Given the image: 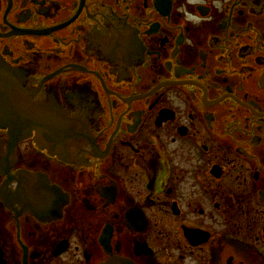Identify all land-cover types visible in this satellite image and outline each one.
<instances>
[{
  "label": "flooded vegetation",
  "instance_id": "obj_1",
  "mask_svg": "<svg viewBox=\"0 0 264 264\" xmlns=\"http://www.w3.org/2000/svg\"><path fill=\"white\" fill-rule=\"evenodd\" d=\"M0 58V264H264V0H0Z\"/></svg>",
  "mask_w": 264,
  "mask_h": 264
},
{
  "label": "water",
  "instance_id": "obj_2",
  "mask_svg": "<svg viewBox=\"0 0 264 264\" xmlns=\"http://www.w3.org/2000/svg\"><path fill=\"white\" fill-rule=\"evenodd\" d=\"M10 75V68L2 63L0 58V126H9L13 132L28 131L31 124L34 123V116L28 108H22L21 100H18L17 90H21L25 93L26 88L23 87L22 83H12ZM45 191H47L45 189ZM22 193H15L14 189L9 190V199H14L18 195H24L25 191L21 190ZM37 193H39L37 189ZM28 195L32 197V201L28 203V207L34 208V195L28 192ZM36 213L45 212L44 204H40ZM47 210L46 212H49ZM104 264H136L135 261L124 257H111Z\"/></svg>",
  "mask_w": 264,
  "mask_h": 264
}]
</instances>
